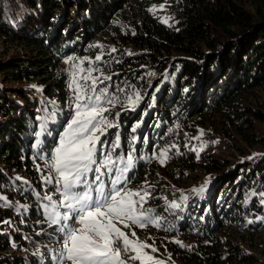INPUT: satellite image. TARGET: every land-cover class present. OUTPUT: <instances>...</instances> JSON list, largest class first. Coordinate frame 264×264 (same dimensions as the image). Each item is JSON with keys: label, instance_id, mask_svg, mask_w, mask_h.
I'll return each mask as SVG.
<instances>
[{"label": "trees", "instance_id": "trees-1", "mask_svg": "<svg viewBox=\"0 0 264 264\" xmlns=\"http://www.w3.org/2000/svg\"><path fill=\"white\" fill-rule=\"evenodd\" d=\"M163 3L167 23L149 11ZM0 38L24 51L0 60V264H54L63 234L45 217L42 155L50 156L72 109L64 59L94 52L103 59L91 65L85 60L83 67L91 66V75L101 80L111 77L97 87H108L119 100L104 104L109 120L123 125L111 129L113 140L121 134L117 155L124 154L126 126L132 123L139 124L132 134L135 154L149 155L153 144L169 145L164 164L138 161L125 179L131 189L153 187L171 195L160 211H176L172 235L182 237L184 246L167 240L164 248L178 264H256L252 251L264 253L254 234L255 223L264 233V219H258L264 207L254 195L264 184V0H0ZM150 73L158 75L151 79ZM30 82L55 102L48 104L54 118L46 121L39 149L37 118L44 116ZM136 91L144 99L135 111H122ZM212 132L225 141L231 134V145L252 158L228 170L212 154L201 150L197 156L189 144ZM199 170L214 179L204 192L207 206L178 214L189 200L176 198L167 186ZM225 181L232 201L216 206ZM172 200L180 208H168ZM250 216L254 223L247 222ZM153 232L162 237L164 231Z\"/></svg>", "mask_w": 264, "mask_h": 264}, {"label": "snow or ice", "instance_id": "snow-or-ice-1", "mask_svg": "<svg viewBox=\"0 0 264 264\" xmlns=\"http://www.w3.org/2000/svg\"><path fill=\"white\" fill-rule=\"evenodd\" d=\"M160 7L163 8L164 5ZM149 11H155V7ZM162 22L167 23V18H162ZM111 51L114 52L115 49ZM72 59L68 58L69 61ZM102 59L103 53L95 57V61ZM83 63L78 61L72 65V79L68 85L73 90L74 99L71 119L64 126L50 158L45 161V167L49 169L50 174L43 179L46 184H54L59 194L58 199L51 195L43 197L48 201V204L44 205L45 215L49 226H56V231L62 233L64 237L62 247L53 250V262L164 264L163 260L155 259L145 251L151 248L152 252H156V248L138 239H129L128 235L117 227V222L123 224L125 228L129 225L139 228L148 225L160 227L162 218L154 215V209L144 207L151 195L146 188L132 190L119 186L126 183V173L135 166V149L132 148L126 156H114L121 146L120 132H116L114 140L101 139L106 136L109 129L119 128L118 122H112L105 115L110 109L104 107V104L114 106L119 100L114 94L109 93L108 87H97L105 80H111V77L104 76L102 80L94 77L91 75L94 69L91 66L85 69ZM89 63L91 65L92 62ZM84 72H87V75H80ZM81 81H91V85ZM119 91L123 92L124 89L121 88ZM143 99L138 91L129 94L122 111H135ZM50 103L55 104L54 101ZM116 115L118 117L120 113ZM50 118H54V113L37 118L40 121V130L35 132L37 139L34 148H40L42 141L39 138L47 131L46 121ZM138 127L139 124L134 125L133 132ZM132 144H135V137ZM192 150L197 151L195 148ZM168 153V148L161 149L158 156L154 153V157L164 164L169 159ZM211 180V177L206 178L202 185L191 190L192 193L202 195ZM3 199L0 197V200ZM187 199L188 197L183 194L180 196L181 201L186 202ZM168 208L177 209L180 208V204L172 200ZM72 219L79 227L70 225L69 221ZM132 235L135 236V233ZM174 242L184 246L179 240Z\"/></svg>", "mask_w": 264, "mask_h": 264}, {"label": "rangeland", "instance_id": "rangeland-1", "mask_svg": "<svg viewBox=\"0 0 264 264\" xmlns=\"http://www.w3.org/2000/svg\"><path fill=\"white\" fill-rule=\"evenodd\" d=\"M161 5H164V7L161 8L160 7ZM154 7H155V12L157 13V15H159L160 18L166 17L167 5L165 3L154 5L153 8ZM2 40H3V38H0V60L7 59L11 56L13 57V56H23L24 55V51L21 48V46H18L16 44H10L8 42L6 43L5 41H2ZM106 51H108V50H106ZM97 55H99L98 52H94L92 54H85L83 56L78 55L77 57L73 58L71 61L68 60L69 57L65 58L64 64H65V67H66L67 72H68L69 82L72 79V71H73L72 65L73 64L77 63L78 61H85L86 60L85 58H88L87 59V60H89L88 62H90V61L92 62L95 60V57ZM66 61H68V62H66ZM85 74L87 75V72L81 73L80 75H85ZM153 74L154 75H151V76L149 75V77L151 79L155 78L158 75L157 73H153ZM85 83H87V82H85ZM88 84L90 85V83H88ZM29 85L34 86L38 92L36 96L38 97L39 112H41L44 117L50 116L52 114V113H50V109L48 106V104L52 105V103L49 102L50 100L47 98V96L42 91L39 90V88L37 87L36 84L30 82ZM68 85H69V83H68ZM68 90H70L71 103L73 104L74 103L73 90L70 88ZM72 104H71V106H72ZM71 115H72V109H71V112H70L69 116L67 117L65 123L63 124L64 126H66L68 120L71 119ZM48 121L53 122V118L48 119ZM118 123H119V125L123 126L121 121ZM134 125L135 124L132 123V126H129V125L126 126L127 134L124 138V154H122L120 151V155L126 156L132 148L135 149L137 147L136 139H135V144H132V134L134 133L132 129H133ZM60 128H58V130ZM63 130H64V128H62V130L60 129L58 138L53 139L52 151L57 146L60 134L63 132ZM150 130H151V132L154 130L153 125L150 126ZM111 131L112 130L109 129L106 136L102 137L101 139L102 140L106 139L109 141L113 140V138L111 137L112 136ZM262 132L264 133V129H262ZM215 135H216V133L212 132V133H208L206 137H205V135L196 136V137H198V139H195L194 141H192L193 143L189 144V148H192V146H193L197 150V151H195L196 153L202 150V151H205L206 154H212V155L216 156L217 158L220 159V163H222V164L224 163L225 165H227L228 170H231L232 168L235 167V162H238V163H246L247 162V160L249 159L250 156H247L245 154L242 156L241 154H239V151H237L236 148L233 145H231V140H232L231 134L229 136H226V138L229 141H225V140H221V139L218 140V139H216ZM204 139L206 141H204ZM166 146H169V145H166ZM166 146L164 145V143H160L157 145L153 144V147H151L149 149V152H150L149 155L145 154L144 152H141V154H139L140 152L137 154L134 153V155L136 157L135 162H134L135 165L138 163V161L158 164L159 159L154 157V153L158 156L161 149H165ZM171 146L172 145L170 144V147ZM136 149L139 150L138 147ZM256 150L261 151L262 148H257ZM117 153H118V151H116L114 153V156L117 155ZM50 156H51V154H50ZM50 156H46L45 154L42 155V158H43L42 162L44 165V173H45V175L43 177L50 174L49 169L45 167V161H46V159H49ZM141 157H143V158H141ZM245 172H247L246 169H245ZM91 175L92 174H90V178H91ZM43 177H42V179H43ZM206 178L207 177H205V175L202 173V171L199 170L196 172H188V173L186 172L181 177V179L177 181V183H175L174 181H171L169 183L167 188H170L169 190H171V191H169V192L174 193L176 198H180V196L182 194H186V196L189 197L186 201V202H188V200H189L188 208L182 209L183 208L182 207L181 209H179L178 214L181 213L185 216H188L190 214L191 209H193L194 212H197L200 209L201 210L205 209V207L207 206L205 193H203L202 195H195L192 193L191 190L195 187H199L200 185H202ZM125 179H127L126 175H125ZM106 180H107V177H106ZM211 181H214V179H212ZM176 184H177V186H174ZM126 185H127V181H126V183H122V185H119V186L131 189V187L129 188ZM154 185H157V184H154ZM154 185H152V186H154ZM44 186L47 190L45 193V196L51 195L54 199L59 198V194L56 192L54 184L44 183ZM141 188H145V187H140L138 189H132V190H139ZM230 189H231V183L228 184V183H226V181L222 182V187L218 189L217 194L215 195V198L213 201L216 206L224 205L225 201H230V202L232 201ZM158 190L159 189H157V188L150 187L149 192L151 193V195L148 198V201L144 205V207L154 209L155 210L154 215H158L159 217L162 218V224L160 227H156L154 225H148L144 228H139L135 225H129L128 228H125L123 224H120L118 222H117V227H120L121 230L124 231L126 233V235H128L129 239H132V240L138 239L139 241L145 242L147 245H151L152 247L156 248L157 249L156 252H152L151 248L145 249V251H147L150 255H153L155 259L163 260L164 264H178L176 262V259L164 248L165 242L167 240H181L180 238H182V237H178V235H172L173 232H175L174 227H175L176 217L174 216V214L176 211L170 212L168 214L160 211L163 209L162 205L166 204L164 202L166 196L169 195V197H171V195L167 194V193H163L166 191H162V192L157 193ZM262 193H264V184H262V186L260 188H257L255 190V193H254V195L258 196L260 199L258 204L260 206L262 205L264 207V203H262V201H264V195H261ZM153 199H155L153 201L154 203L150 202ZM44 200H45L44 205L48 204V201L46 199H44ZM183 202H185V201H183ZM45 217H46V215H45ZM258 219H260L262 221L264 219V215L260 214ZM247 220H248L247 221L248 223L249 222L254 223L253 217H251V216L247 217ZM69 223H70V225H74L76 227H79V225L76 224V221L74 219L70 220ZM255 224H257V223H255ZM255 224H254V227L256 226L259 229L258 231L262 230L261 226L255 225ZM160 228H162L164 231L162 237H157V236L153 235V234H155L153 231L160 229ZM242 228H244V226ZM236 229L241 230V226L239 224H237ZM148 231L151 233V235H150V233H148ZM243 231H245V230H243ZM258 231H257V233H254V234H256L258 237V240L264 244V233L258 232ZM133 232L135 233V236L132 235ZM239 234H241V232H239ZM242 234H244V233H242ZM228 236H230V239H234V236H236V235L234 234V232H232V233H229ZM63 239H64V237L62 235L61 243L57 247L58 249L62 247ZM240 247L243 249V251L251 252V250H248V248H246L244 244H241ZM262 248H263L262 250H264V247H262ZM252 252H253V255L257 259L256 264H264V253H262L260 251H252ZM134 264H139V262H134Z\"/></svg>", "mask_w": 264, "mask_h": 264}]
</instances>
